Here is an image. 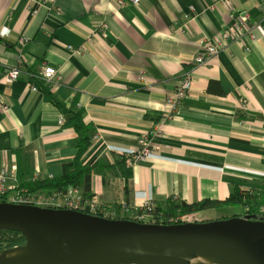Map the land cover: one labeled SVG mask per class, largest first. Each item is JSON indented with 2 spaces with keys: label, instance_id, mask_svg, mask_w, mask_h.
<instances>
[{
  "label": "crops",
  "instance_id": "1",
  "mask_svg": "<svg viewBox=\"0 0 264 264\" xmlns=\"http://www.w3.org/2000/svg\"><path fill=\"white\" fill-rule=\"evenodd\" d=\"M242 14L252 34L197 65L203 44ZM17 65L8 86L3 76ZM45 66L61 80H38ZM190 72L192 90L167 118V98ZM47 93L82 108L95 131L82 164L97 165L88 199L100 211L121 216L123 204L140 210L147 198L222 202L234 185L264 192V0H0V172L59 178L76 158L78 135ZM145 133L155 151L137 165L105 151L136 149ZM232 208L196 216L230 219Z\"/></svg>",
  "mask_w": 264,
  "mask_h": 264
},
{
  "label": "water",
  "instance_id": "2",
  "mask_svg": "<svg viewBox=\"0 0 264 264\" xmlns=\"http://www.w3.org/2000/svg\"><path fill=\"white\" fill-rule=\"evenodd\" d=\"M0 230L20 233L26 243L1 252L0 264H188L184 258L199 252L224 264H264V221L248 217L157 225L0 203ZM46 235L64 237L70 246L58 255ZM21 250L28 255L4 256Z\"/></svg>",
  "mask_w": 264,
  "mask_h": 264
},
{
  "label": "built area",
  "instance_id": "3",
  "mask_svg": "<svg viewBox=\"0 0 264 264\" xmlns=\"http://www.w3.org/2000/svg\"><path fill=\"white\" fill-rule=\"evenodd\" d=\"M133 4H138L140 0H131ZM193 9V8H192ZM194 10V9H193ZM38 14V10L34 11V15ZM102 28L106 30L107 26L102 25ZM253 26L250 23V19L246 14L240 15L239 18L235 19L215 40H207L202 47V53L196 59L197 65H206L212 58L216 57L220 52L224 51L226 45L229 42H243L245 37L252 34ZM2 36V35H1ZM5 37V36H3ZM21 52L23 53L24 47L29 43V39L23 36L18 41ZM21 53V54H22ZM22 74L21 65L16 67L8 68L4 74L3 79L5 83L10 86L19 80ZM38 80L53 84L56 80L60 81L61 77L58 75V71L52 66H45L43 72L36 77ZM193 87L192 73H188L180 83L176 91L167 98L166 105L170 110V114L167 118H171L172 113L177 111L182 102L188 97ZM32 90L37 91L38 88L32 85ZM7 109V107H5ZM65 124V117L60 119V125ZM105 151L109 153L119 154L129 160V164L134 166L143 162L153 156L155 148L152 143V139L149 134H143L139 140L138 148H124L115 145H107ZM17 167H13L11 172L5 169L0 172V199L3 197L8 198V194L12 191L16 192L14 196L7 199L11 204L36 206L41 208H49L56 210H70L89 215L99 216L110 220H126L129 217L138 221H145L148 214L153 213L157 206L151 198H147L142 209H132L123 204L121 216L115 211H100L98 207L87 200L82 192L77 188H70L65 194H24L18 189L17 179ZM264 175V174H262ZM174 200H178L176 196ZM183 222H186L185 219ZM136 222V221H134ZM187 223V222H186ZM146 224V223H143ZM148 224V223H147ZM185 224V223H183Z\"/></svg>",
  "mask_w": 264,
  "mask_h": 264
},
{
  "label": "trees",
  "instance_id": "4",
  "mask_svg": "<svg viewBox=\"0 0 264 264\" xmlns=\"http://www.w3.org/2000/svg\"><path fill=\"white\" fill-rule=\"evenodd\" d=\"M35 85L40 88L44 86L38 81ZM218 83H211L210 92H215ZM51 101L57 106L64 116L67 117V124L73 127L78 135L76 158L64 165V174L59 178L31 179V170H19V190H27L30 194H65L70 188L76 187L82 191L83 196L88 199L91 191L92 173L96 171L97 165L83 166L82 158L92 147L95 140V131L84 122L85 111L82 108L67 107L58 102L51 94L47 93ZM31 160V159H30ZM89 200V199H88ZM7 198L0 199V203H6ZM224 207H238L244 213L239 218H250L254 221H264V192L244 191L239 185H234L230 198L225 201L205 200L200 203L186 204L185 202L173 201L170 199L166 205L157 206L156 210L146 216L145 221H138L132 218L126 220L138 223L157 225H179L186 222L178 220L181 217L194 215L209 210H218ZM25 238L22 234L0 230V253L15 250L25 246Z\"/></svg>",
  "mask_w": 264,
  "mask_h": 264
},
{
  "label": "bare ground",
  "instance_id": "5",
  "mask_svg": "<svg viewBox=\"0 0 264 264\" xmlns=\"http://www.w3.org/2000/svg\"><path fill=\"white\" fill-rule=\"evenodd\" d=\"M45 238L53 246L58 255L62 254L70 246V242L64 237H52L46 235ZM139 252H147L140 250ZM28 255L27 250H21L13 253H5L4 256L7 259L22 258ZM184 260L188 264H224L214 255L207 252H199L194 258L185 257Z\"/></svg>",
  "mask_w": 264,
  "mask_h": 264
},
{
  "label": "rangeland",
  "instance_id": "6",
  "mask_svg": "<svg viewBox=\"0 0 264 264\" xmlns=\"http://www.w3.org/2000/svg\"><path fill=\"white\" fill-rule=\"evenodd\" d=\"M176 202V201H175ZM231 212L230 213H227L225 215H223L224 217H236V216H239V217H242L241 215H243L244 213L241 211L240 208L238 207H235L234 209H230ZM199 214V213H198ZM197 214H194V215H188V218L185 219V221L187 223H206V222H211V221H215L212 216L210 215H198L196 216ZM235 215V216H234ZM222 216V217H223ZM186 217V216H184ZM184 217H181L180 219L178 220H182ZM220 218V217H219ZM219 218H216V219H219Z\"/></svg>",
  "mask_w": 264,
  "mask_h": 264
}]
</instances>
